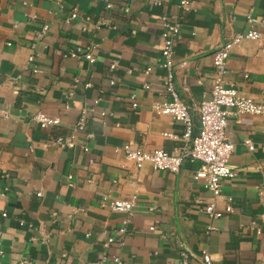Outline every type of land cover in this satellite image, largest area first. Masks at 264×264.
Here are the masks:
<instances>
[{"label":"crops","instance_id":"crops-1","mask_svg":"<svg viewBox=\"0 0 264 264\" xmlns=\"http://www.w3.org/2000/svg\"><path fill=\"white\" fill-rule=\"evenodd\" d=\"M179 2L0 0V264H115L113 257L121 264H182V254L189 264H203V253L216 264H264V120L227 118L233 175L221 182V193L232 210L216 203L219 218L204 211L211 195L192 178L199 161H185L177 173L149 163L137 168L123 149L132 142L176 154L183 145L162 136L179 137L182 125L153 110L164 93L161 16L180 24L174 86L181 100L195 105L210 99L214 52L249 30L247 16L264 18V0H192L186 12ZM73 10L77 16L67 23ZM90 44L93 62L67 56ZM224 80L264 104L258 43L231 50ZM82 109L84 132L92 137L78 134L74 149L56 146ZM35 114L59 124L41 128ZM194 122L198 127L195 114ZM84 141L87 152L79 147ZM105 195L135 197L133 215L101 207ZM108 238L113 242L104 247Z\"/></svg>","mask_w":264,"mask_h":264},{"label":"built area","instance_id":"built-area-1","mask_svg":"<svg viewBox=\"0 0 264 264\" xmlns=\"http://www.w3.org/2000/svg\"><path fill=\"white\" fill-rule=\"evenodd\" d=\"M191 1L180 0L179 6L181 10L184 12L189 11ZM154 4L160 5L159 2ZM107 6H110V4H107ZM76 16L77 12L73 10L66 19V22L68 23L70 20L75 19ZM160 20L162 23L160 67L165 71L163 77L164 93L161 94V99L153 105V110L159 115L169 116L172 120L182 125L179 137L172 133H163L162 136L170 139L180 138L183 145L176 154H168L158 149L147 151L142 148H133L132 142L126 143L123 149L126 158L132 161L137 168H140L144 163H149L154 170L177 173L185 161H199L200 165L193 173L192 178L195 182H201L204 189L211 195V202L205 206L204 211L212 218H219L221 213L215 210L216 203L223 204L226 212H231L232 210L231 199L221 193V182L233 175L228 162L233 153L234 146L225 131L227 118L237 114H247L264 120V104L241 95L234 86L225 83L227 61L231 50L244 41L256 42L264 50V32L262 31L264 30V18L247 16L246 21L249 25V30L245 33L236 34L230 41L220 46L214 52L212 59L214 75L211 96L210 99L203 100L198 105L193 103L186 104L179 98L174 86L173 49L175 41L179 37L180 24L175 21L171 23L166 15L161 16ZM46 30L47 27L44 26L38 37L39 39L45 34ZM95 48V45L90 44L84 48H78L76 52H70L67 56L76 58L82 55L84 59L93 62L94 58L91 52ZM34 49L35 45L32 46L28 58L30 63L36 59ZM114 67L115 65L113 64L111 69ZM33 72L38 73V68L33 66ZM89 86V84H86L85 88ZM144 88L147 89V86H144ZM71 95L72 93H70ZM131 98L135 99V96L132 95ZM132 106L136 107V104L133 103ZM194 114L198 119V127H196L194 122ZM33 118L40 124L41 128L59 124V119L48 118L43 114H35ZM86 123L87 110L82 109L72 132L66 137L56 138L54 144L62 149H74L78 146L77 135L85 133ZM91 137V134L85 133L84 139L88 141ZM243 144L249 151H254L255 145L250 139H245ZM79 147L84 152L88 151L85 141L79 144ZM259 193L264 194V190H261ZM100 205L103 208L122 213L127 218H130L136 207V198L132 197L128 200H120L105 195L101 197ZM150 210H153V208H150ZM127 218L126 220H128ZM125 223L126 221L123 222V224ZM149 229L152 230L153 228ZM208 230H214V228L208 227ZM118 233L123 236L125 228H120ZM112 242L113 239L108 238L103 246L107 247ZM202 260L203 264H216L207 253H203ZM112 261L115 264H121L118 258L113 257ZM20 264H29V262L22 261ZM182 264H189L186 254H182Z\"/></svg>","mask_w":264,"mask_h":264}]
</instances>
